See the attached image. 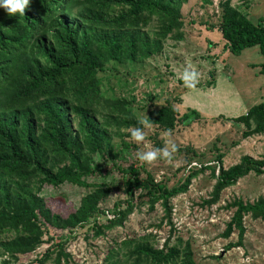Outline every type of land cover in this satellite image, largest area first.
<instances>
[{"label":"trees","instance_id":"1","mask_svg":"<svg viewBox=\"0 0 264 264\" xmlns=\"http://www.w3.org/2000/svg\"><path fill=\"white\" fill-rule=\"evenodd\" d=\"M186 2L30 0L23 16L12 17L0 9L2 257L17 261L18 256L35 253L48 244L37 264H70L72 258L66 245L78 229L91 225L94 238H99L105 231L123 225L135 208L150 205L153 209L157 203H161L169 219L171 200L185 194L192 180L206 171L216 182L211 200L204 202L207 205L217 203L222 191L248 175H264V156L260 159L244 156L238 164L225 169L223 155H218L215 165L202 164L172 188L157 182L143 165L118 166L113 168L119 174L117 190L125 200L116 202L107 211L101 205L112 194L111 188L86 182L89 177L101 175L91 166L95 154L105 151L115 158L112 139L96 121V111L109 110L107 118L118 128H143L142 122L135 118L124 121L114 118L115 108L124 106L125 101L104 97L100 73L110 63L125 65L152 60L162 54L167 40H182L185 25L182 7ZM215 14L224 52L240 56L246 49L259 47L264 59V17L254 24L231 0H221ZM260 72L264 74V61ZM199 117L195 110L181 115L168 103L150 111L145 123L174 131ZM231 121L244 126L243 138L263 135L264 102ZM157 139L155 134L153 144L162 149ZM124 145L130 147L126 142ZM175 151L196 156L189 146ZM66 183L92 191L65 218L52 213L40 194L44 187L57 188ZM226 208L234 213L222 238L238 232L237 242L228 244L227 249L241 248L246 234L244 218L251 216L264 221V197L252 203L234 200ZM106 216L107 224H100ZM51 228L61 232L57 239L50 236ZM8 233L13 237L2 240V235ZM150 237L124 240L117 249L110 250L104 264H117L113 260L118 255L126 259V264H195L189 246L183 250L180 242L174 246L166 243L158 249L151 244Z\"/></svg>","mask_w":264,"mask_h":264},{"label":"rangeland","instance_id":"2","mask_svg":"<svg viewBox=\"0 0 264 264\" xmlns=\"http://www.w3.org/2000/svg\"><path fill=\"white\" fill-rule=\"evenodd\" d=\"M220 1L187 0L182 7L185 22L182 40H167L162 54L152 60L125 65L110 63L106 71L100 73L104 97L125 101L124 106L115 108L114 118L123 121L135 118L142 122L144 133V140L136 142L130 135L135 128H118L107 118L109 110L96 111V121L111 137L115 156L110 158L105 151L95 154L91 166L101 175L86 179L87 184H106L111 188L112 194L101 205L103 210H112L116 202L125 200L117 190L119 174L113 169L115 167L143 165L157 182L172 188L202 164L215 165L218 155H223L225 169L238 164L244 156L255 159L264 156V134L243 138L244 126L231 121L264 102V74L260 72L264 59L259 47L246 49L240 56L223 51L224 41L217 29L219 20L215 14ZM231 1L254 24L264 17V0ZM211 25L215 26L212 30L209 29ZM186 69L198 73L194 88L185 87L181 79ZM168 103L181 115L195 110L200 117L174 131L160 130L145 123L150 111ZM155 134H158L162 149L170 152V157H158L151 164L140 161L138 152L158 149L153 144ZM124 142L130 147H125ZM188 146L195 150L196 156L175 151V148ZM215 183L210 171L199 174L185 194L171 200L169 219L161 203H157L153 209L150 205L135 208L123 225L105 231L102 237L94 238L91 225L76 230L66 245V252L72 258L70 264H104L110 250L117 249L121 242L147 235H151V244L158 249L166 243L174 246L180 242L183 250L189 246L195 264H264V221L251 216L244 218L246 234L241 248L227 249L228 244L237 242L238 232L222 238L234 213L226 206L234 200L252 203L264 197V175H248L222 191L217 203L207 205L204 202L211 200ZM91 191L92 188L66 183L57 188L44 187L40 197L52 213L66 218ZM135 198L138 205L139 193ZM106 219L107 216L101 219L100 224H107ZM60 234L51 228L50 236L57 239ZM12 237L8 233L1 239ZM49 246L44 244L35 253L18 256L17 261L9 256L2 257L0 253V263L37 264V259ZM113 261L126 264L122 255Z\"/></svg>","mask_w":264,"mask_h":264},{"label":"clouds","instance_id":"3","mask_svg":"<svg viewBox=\"0 0 264 264\" xmlns=\"http://www.w3.org/2000/svg\"><path fill=\"white\" fill-rule=\"evenodd\" d=\"M29 4L30 0H0V9H3L9 17L16 15L23 16ZM181 79L185 87L194 88L197 83L198 73L186 69ZM130 135L136 142L144 140V133L140 128L131 130ZM158 157L161 159L169 158L170 152L167 149H153L137 153V159L149 164L154 162Z\"/></svg>","mask_w":264,"mask_h":264}]
</instances>
